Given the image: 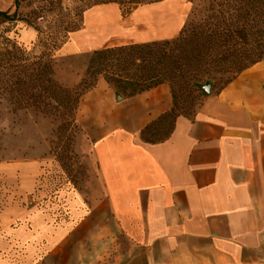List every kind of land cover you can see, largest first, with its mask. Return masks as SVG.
<instances>
[{
  "label": "crops",
  "instance_id": "1",
  "mask_svg": "<svg viewBox=\"0 0 264 264\" xmlns=\"http://www.w3.org/2000/svg\"><path fill=\"white\" fill-rule=\"evenodd\" d=\"M15 0H0V11ZM188 13L169 0L123 15L114 2L88 8L63 55L176 37ZM34 30H20L27 43ZM172 107L167 83L123 97L104 79L85 91L76 120L104 128L93 142L99 193L109 226L127 239L123 264H264V59L204 95L170 135L141 140ZM16 168V167H15Z\"/></svg>",
  "mask_w": 264,
  "mask_h": 264
},
{
  "label": "rangeland",
  "instance_id": "2",
  "mask_svg": "<svg viewBox=\"0 0 264 264\" xmlns=\"http://www.w3.org/2000/svg\"><path fill=\"white\" fill-rule=\"evenodd\" d=\"M50 1H59L51 12L46 11ZM169 2L172 7L186 9L184 26L191 21L193 11V21L198 22L207 6L204 0ZM74 8L73 0H17L9 15L15 18L16 12L20 19L18 34L25 28L35 33L30 42L18 36L17 40L36 54H49L56 82L80 92L104 79L86 74L90 54L63 55L61 47L51 50V36L58 35L61 27L80 23L82 15L77 16ZM34 12L40 13L35 20L40 34L25 21L32 20ZM5 28L15 37V20L5 19L0 29ZM198 85L211 91L221 87L208 80L202 86L177 87L170 117L152 125L144 138L162 139L176 116L191 117L204 96ZM63 113L13 105L0 94V264H123L127 239L116 234L113 225L108 228L107 207L93 210L92 204L93 194L100 189L94 180L97 164L92 147L104 128L87 118L77 121L75 112L71 131L63 126L69 119Z\"/></svg>",
  "mask_w": 264,
  "mask_h": 264
},
{
  "label": "trees",
  "instance_id": "3",
  "mask_svg": "<svg viewBox=\"0 0 264 264\" xmlns=\"http://www.w3.org/2000/svg\"><path fill=\"white\" fill-rule=\"evenodd\" d=\"M73 1L74 13L82 15L80 23L61 27L58 35L51 36L52 51L67 42V32L82 26L83 13L94 5L114 2L125 15L140 5L162 0ZM204 1H207V6L203 8L199 21H193V11L191 21L174 38L107 47L94 50L89 56L86 74L102 75L125 97L163 83L169 85L172 107L142 129L140 135L145 142H160L172 132L177 116L164 138H144L152 125L170 117L177 87L189 88L193 83L202 86L208 80L212 86L219 85L221 89L264 54V0ZM14 3L16 6L17 0ZM57 3L59 1H50L46 11H53ZM124 6H127L126 10ZM9 10L0 11V25L8 18L15 20V37L11 36L10 28L0 29V94L13 105L30 106L46 112L64 111L69 119L63 126L72 131L79 99L95 84H89L80 92L59 85L54 79L50 55L36 54L17 40L16 27L20 19L16 12L15 18L10 16ZM39 16L40 13L34 12L32 20L30 17L25 19L28 27L37 30L38 34L41 31L35 20ZM197 88L202 90L199 85ZM70 153L73 156V150Z\"/></svg>",
  "mask_w": 264,
  "mask_h": 264
},
{
  "label": "water",
  "instance_id": "4",
  "mask_svg": "<svg viewBox=\"0 0 264 264\" xmlns=\"http://www.w3.org/2000/svg\"><path fill=\"white\" fill-rule=\"evenodd\" d=\"M201 89H202L203 95H209L210 90L208 86H202Z\"/></svg>",
  "mask_w": 264,
  "mask_h": 264
}]
</instances>
